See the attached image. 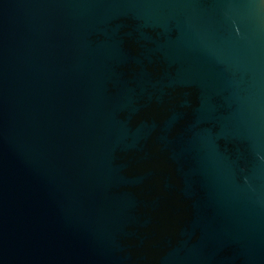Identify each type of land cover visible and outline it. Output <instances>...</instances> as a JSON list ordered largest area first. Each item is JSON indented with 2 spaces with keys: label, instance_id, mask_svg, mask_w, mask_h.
Segmentation results:
<instances>
[{
  "label": "water",
  "instance_id": "1",
  "mask_svg": "<svg viewBox=\"0 0 264 264\" xmlns=\"http://www.w3.org/2000/svg\"><path fill=\"white\" fill-rule=\"evenodd\" d=\"M135 33L197 101L198 234L154 264H264V0H0V264H138L109 86Z\"/></svg>",
  "mask_w": 264,
  "mask_h": 264
},
{
  "label": "flooded vegetation",
  "instance_id": "2",
  "mask_svg": "<svg viewBox=\"0 0 264 264\" xmlns=\"http://www.w3.org/2000/svg\"><path fill=\"white\" fill-rule=\"evenodd\" d=\"M138 39L136 33L127 38L133 57L118 66L120 82L109 86L112 93L125 88L117 96L116 114L128 126V148L118 151L117 162L126 164L125 175L135 180L125 190L135 200L138 221L133 229L138 238L130 239L131 248L125 252L138 264H154L198 234L189 225L193 208L182 189L185 159L177 155L190 136L197 101L191 85L173 82L172 67L148 51V42Z\"/></svg>",
  "mask_w": 264,
  "mask_h": 264
}]
</instances>
